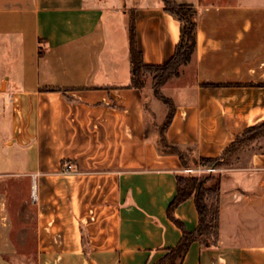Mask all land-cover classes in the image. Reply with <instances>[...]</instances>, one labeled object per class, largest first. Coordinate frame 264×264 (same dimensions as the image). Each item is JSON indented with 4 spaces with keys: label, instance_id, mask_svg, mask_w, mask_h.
<instances>
[{
    "label": "crops",
    "instance_id": "crops-1",
    "mask_svg": "<svg viewBox=\"0 0 264 264\" xmlns=\"http://www.w3.org/2000/svg\"><path fill=\"white\" fill-rule=\"evenodd\" d=\"M174 2L195 9L196 46L161 88L164 135L193 167L264 122V0ZM131 17L143 62L165 63L179 22L161 0H0V264H156L197 229L193 197L169 211L184 172L157 149L167 108L150 79L127 87ZM218 174L217 244L180 264H264V136ZM7 183L25 185L14 209Z\"/></svg>",
    "mask_w": 264,
    "mask_h": 264
},
{
    "label": "trees",
    "instance_id": "trees-1",
    "mask_svg": "<svg viewBox=\"0 0 264 264\" xmlns=\"http://www.w3.org/2000/svg\"><path fill=\"white\" fill-rule=\"evenodd\" d=\"M163 9L179 22V41L172 56L161 65H147L143 62L142 54L137 49L133 17L128 24L130 83L127 87L142 90L150 79L153 95L167 108L163 122L158 126L156 145L161 154H174L181 160L183 170L191 168H223L229 165L231 157L247 142L264 136V122L254 126L228 145L217 158H202L198 166H193L188 159L190 150H180L170 145L165 138V130L170 124L174 114V106L170 99L161 94L162 86L170 79L179 75L180 68L189 63L195 52V15L192 6L179 5L174 0H161ZM219 180L218 173H204L200 176L181 174L176 176L177 194L169 211L189 197L194 198L198 216V227L194 232L183 231L182 237L176 247L170 248L166 255L156 264H180L189 244L198 240L207 248L215 247L218 239L219 218Z\"/></svg>",
    "mask_w": 264,
    "mask_h": 264
},
{
    "label": "rangeland",
    "instance_id": "rangeland-1",
    "mask_svg": "<svg viewBox=\"0 0 264 264\" xmlns=\"http://www.w3.org/2000/svg\"><path fill=\"white\" fill-rule=\"evenodd\" d=\"M121 1L122 0H111V2L112 3H114V4H119V3H121ZM134 0H130V3L131 2H133ZM169 88L168 89H165V91H164V94L165 95H168L169 94ZM157 105H158V107L159 108H157V113H158V115H160L161 113H162V111H164V107H163V105H162V103H160L159 101H157ZM159 120H161L162 119V116L160 115L159 116V118H158ZM253 141H255V140H253ZM1 178V177H0ZM2 187H1V190L3 191V192H5V194H7V195H11V200H10V198H9V201H12V207H13V209H14V207L17 205H19V200H20V197H19V192H23V191H25V185H19V184H2L1 185ZM32 189V188H31ZM9 191V193H7ZM30 194H31V192H30ZM30 201H33L32 200V198H30ZM32 210H30L29 209V229H30V225H31V218H32ZM11 219H12V221H10L11 222V224L13 225V226H16L17 224H18V221H19V216L17 215H13L12 217H11ZM31 239H33V237H32V235H31V232H30V230H29V232H28V240H29V243H32V240ZM22 249H24L25 251H27V253H29V254H32V252H33V249H34V247L32 246V245H30V246H28V247H26V248H22ZM19 251H20V249H19V247H17V246H11V247H8L7 248V257L9 256H12V257H17V258H19L18 257V254H19Z\"/></svg>",
    "mask_w": 264,
    "mask_h": 264
},
{
    "label": "built area",
    "instance_id": "built-area-1",
    "mask_svg": "<svg viewBox=\"0 0 264 264\" xmlns=\"http://www.w3.org/2000/svg\"><path fill=\"white\" fill-rule=\"evenodd\" d=\"M62 168H63V172H69L72 169V166L69 162L65 161L62 164ZM221 169L219 168H214V167H206V168H200V167H196V168H191V169H186L183 170V172L185 174H189V175H197L200 176L204 173H218ZM33 188H34V183L32 185V189H31V198L34 201L35 200V195L33 192Z\"/></svg>",
    "mask_w": 264,
    "mask_h": 264
},
{
    "label": "bare ground",
    "instance_id": "bare-ground-1",
    "mask_svg": "<svg viewBox=\"0 0 264 264\" xmlns=\"http://www.w3.org/2000/svg\"><path fill=\"white\" fill-rule=\"evenodd\" d=\"M33 192H34V194H35V188H33ZM33 196H35V195H33Z\"/></svg>",
    "mask_w": 264,
    "mask_h": 264
}]
</instances>
